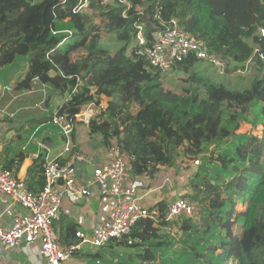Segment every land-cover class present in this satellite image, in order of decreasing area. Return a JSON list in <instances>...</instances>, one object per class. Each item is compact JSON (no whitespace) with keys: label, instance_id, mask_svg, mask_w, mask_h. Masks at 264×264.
Here are the masks:
<instances>
[{"label":"trees","instance_id":"obj_1","mask_svg":"<svg viewBox=\"0 0 264 264\" xmlns=\"http://www.w3.org/2000/svg\"><path fill=\"white\" fill-rule=\"evenodd\" d=\"M128 1L133 6L126 18L122 4L101 0L79 11L80 0H0V70L24 57L22 83L38 77L60 95L70 94L59 111L73 115L96 102L100 112L87 124L89 132L101 134L105 146L117 137L136 176H155L181 152L199 161L194 191L186 196L202 204V219L166 221L169 203L160 200L151 206L153 215L134 226L132 244L117 240L139 246L133 254L141 264H264V0ZM157 13L178 18L210 52L230 59L224 75L252 59L257 73L250 86L234 89L191 72L200 60L187 58L174 66L187 73V85L181 91L165 87L166 73L137 53L135 39V22H145L152 42ZM103 32L120 43L114 52L102 45ZM244 124L260 132H238ZM44 162L41 153L34 164L38 177L27 181L33 192L45 184ZM173 226L177 240L160 233ZM66 233L68 243L78 242L74 227ZM101 257L89 254L86 264Z\"/></svg>","mask_w":264,"mask_h":264},{"label":"built area","instance_id":"obj_2","mask_svg":"<svg viewBox=\"0 0 264 264\" xmlns=\"http://www.w3.org/2000/svg\"><path fill=\"white\" fill-rule=\"evenodd\" d=\"M101 3L122 4L124 6L122 15L126 18L129 16L128 10L133 6L128 0H101ZM89 4L90 0H80V4L74 8V11L86 8ZM156 18L159 19V23L154 25L151 31L152 42L149 44L146 36L145 22H135V39L140 46L137 53L146 56L149 62L162 73L173 71L174 66L187 58L207 61L220 74H225L231 67L230 59L219 53L210 52L206 43L186 31L178 18L172 17L165 20L158 13ZM64 32L71 31L64 30ZM260 32L264 35L263 28ZM260 57H264L263 53H260ZM251 61L253 60L247 61L244 68H239L238 72L244 74L248 71ZM32 82L29 92L37 90L35 87L37 82L41 84L44 97L37 106L43 108L50 86L41 82L38 77H35ZM61 106L56 109L51 122L57 128L63 149L58 156L46 154L45 184L40 192H33L13 169L0 163V194L13 198L27 209L26 214L15 216L9 226L0 225V244L5 248H14L23 242L39 241L41 255L46 259V264H66L75 253L83 251L87 243L103 246L113 239H127V242L132 244L135 239L131 237V233L136 223L142 218L153 215L151 207L143 205L138 195L139 187L143 184L147 186L151 182L147 180L142 184L135 179L131 159L122 151L117 137H113L110 144L106 146L107 162L96 166L87 179L81 178L76 163H89L91 158L75 150L73 133L79 123L89 124L100 112V108L96 102H91L72 115L67 111H59ZM40 145L45 147L43 143ZM64 154L68 156L65 160L62 159ZM164 178L165 181L169 180V178L166 179L167 176ZM94 193L100 196L102 201L107 202V216L93 228L90 234L81 230L77 231L78 242H62L55 229V222L59 218L64 197L68 196L78 201ZM167 202L169 208L166 221L177 220L181 216L200 219L196 201L178 195ZM97 264H101V261L97 260Z\"/></svg>","mask_w":264,"mask_h":264},{"label":"crops","instance_id":"obj_3","mask_svg":"<svg viewBox=\"0 0 264 264\" xmlns=\"http://www.w3.org/2000/svg\"><path fill=\"white\" fill-rule=\"evenodd\" d=\"M27 70L26 59H23L20 64L15 61L0 70L2 96L0 97V163L5 166L7 163H11L12 169L26 183L38 177L34 164L41 153L44 154V157L47 153L50 156H58L61 153L62 140L56 126L51 122V118L56 109L70 98L68 92L60 95L59 91L55 92L49 87L47 91L49 101L44 104L43 108L38 107L37 104L44 97L41 84L37 82L35 85L37 90L29 92L33 82L29 85L22 83ZM35 110H39V112ZM92 136L95 138V142ZM84 137L90 138V141ZM40 143H43L45 147ZM73 143L76 151L83 152L91 158L89 163H76L82 179L90 177L96 166L107 162V149L102 143L101 134H91L86 124L79 123L77 125L73 133ZM67 157V154H64L62 159ZM163 174V168H161L154 178L147 175H135V179H138L142 184L147 180L151 182V185L143 184L139 187L138 195L143 205L151 207L157 201L171 200L167 198L169 194L167 191L171 185H168L164 180ZM107 206V202L102 201L101 197L95 193L78 201L68 196L64 197L59 218L55 222V229L60 240L68 243L70 237L65 240V236L69 227H74L75 232L81 230L90 234L93 228L107 216ZM26 213L27 209L13 198L0 194V225L7 227L15 216ZM163 229L164 227H161V230ZM77 240L79 241V239ZM93 253L96 252L84 250L83 247V251L75 253L66 264H86L88 255ZM17 262L46 264V259L41 255L40 242H23L14 248H5L0 244V264H16Z\"/></svg>","mask_w":264,"mask_h":264},{"label":"rangeland","instance_id":"obj_4","mask_svg":"<svg viewBox=\"0 0 264 264\" xmlns=\"http://www.w3.org/2000/svg\"><path fill=\"white\" fill-rule=\"evenodd\" d=\"M101 43L103 46L108 48L110 52H114L120 45V43L116 40L115 36L112 34H108L107 32H103ZM75 55H79V53H76ZM23 59L24 57H19L16 63L20 64L21 61H23ZM253 64L254 62L251 61L250 69L246 71L244 74H241L236 71V72H230L229 74L224 75V74L218 73L216 71V68L213 67V65L210 64L209 62L198 61L192 68L191 72L196 71L197 73H200L206 77H209L216 82L224 83L225 85L231 88H234V89L243 90L250 86L253 77L257 73L254 66H252ZM187 77H188L187 73L174 69L173 71L162 75V80H163L165 87L172 88L177 91H181V89L187 85V80H186ZM0 97H2L1 92H0ZM109 100H110L109 98L104 97L102 102L104 105H107ZM131 110L133 113H136L138 108L134 107ZM35 111L39 112V110H35ZM247 131L257 133V132H260V127L254 128L253 126L249 124H244L238 132L244 133ZM91 134H99V133H91ZM86 137H84L86 140L90 139ZM92 139L95 142V138L93 136H92ZM225 147H228V146L226 145ZM198 166H199V161L197 160L194 161L190 158L184 157V155L181 152L180 156L178 157V161L174 165L166 166V168L162 167L163 172H164L163 176L164 177L167 176L166 179L169 178V180L167 181V184L171 185L170 189L167 191L169 193L167 198L172 199L178 195H182L183 197H185L186 195L193 193L194 186L192 185V179L195 173L197 172ZM149 177L154 178V176L153 177L149 176ZM185 198H188L189 200H192V201H196L189 196H186ZM198 206H199V212H200V219H202V216L204 214L203 209H202L203 206L200 203H198ZM234 229H235V232L237 233L240 232L239 226H235ZM161 234H167L172 237L176 236V240H177V238H179L180 231L177 230V228L174 226L164 227V229L161 230ZM139 249H140L139 246L132 247L126 244H121L117 242L116 239L109 241L103 246H94L90 243H87L84 245V250L97 252L101 254L102 256L101 257L102 259H100L101 264H141L140 259H138L136 256H134L135 254H133V253H136V251H138ZM116 253H118L122 257L121 260L125 263L118 262V260L116 259V255H117ZM130 255H132V257H130Z\"/></svg>","mask_w":264,"mask_h":264}]
</instances>
